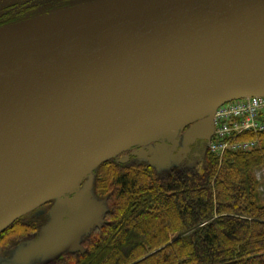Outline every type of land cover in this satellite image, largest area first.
<instances>
[{
    "label": "water",
    "instance_id": "obj_1",
    "mask_svg": "<svg viewBox=\"0 0 264 264\" xmlns=\"http://www.w3.org/2000/svg\"><path fill=\"white\" fill-rule=\"evenodd\" d=\"M251 94L264 0H88L1 25L0 233L136 143L195 120L210 138L215 108Z\"/></svg>",
    "mask_w": 264,
    "mask_h": 264
},
{
    "label": "trees",
    "instance_id": "obj_2",
    "mask_svg": "<svg viewBox=\"0 0 264 264\" xmlns=\"http://www.w3.org/2000/svg\"><path fill=\"white\" fill-rule=\"evenodd\" d=\"M262 167L264 150L219 157L208 141L194 143L167 173L133 158H111L92 172V187L113 201L106 221L84 250L48 264H264V201L256 176Z\"/></svg>",
    "mask_w": 264,
    "mask_h": 264
},
{
    "label": "rangeland",
    "instance_id": "obj_3",
    "mask_svg": "<svg viewBox=\"0 0 264 264\" xmlns=\"http://www.w3.org/2000/svg\"><path fill=\"white\" fill-rule=\"evenodd\" d=\"M84 1L88 0H0V25ZM242 103H248L247 99L229 100L217 107L216 116L219 117L224 111L236 110ZM208 123L213 125V119ZM205 134L206 129L201 120H195L181 127L174 141L159 138L147 143H136L113 158H133L135 162L152 165L158 173H167L186 160L193 144L201 140L197 137ZM87 182L85 178L74 192L52 198L22 215L21 223L32 225L24 231L25 228H21L22 224L19 223L15 229L0 236V264H48L69 252L84 250L87 238L106 221L108 211L113 209L109 194L103 196L96 187L87 193L82 192L87 188ZM260 191L264 201V180L261 181ZM84 201L92 206L94 220L81 213Z\"/></svg>",
    "mask_w": 264,
    "mask_h": 264
},
{
    "label": "built area",
    "instance_id": "obj_4",
    "mask_svg": "<svg viewBox=\"0 0 264 264\" xmlns=\"http://www.w3.org/2000/svg\"><path fill=\"white\" fill-rule=\"evenodd\" d=\"M241 98L247 99L248 103L240 104L236 110L224 111L219 117L216 108L212 116L209 149L219 157L229 151L264 150V96L254 94ZM245 134L251 136L242 138Z\"/></svg>",
    "mask_w": 264,
    "mask_h": 264
},
{
    "label": "flooded vegetation",
    "instance_id": "obj_5",
    "mask_svg": "<svg viewBox=\"0 0 264 264\" xmlns=\"http://www.w3.org/2000/svg\"><path fill=\"white\" fill-rule=\"evenodd\" d=\"M205 142V141H207V139H203V138H201V140L200 141H197L195 144H198L199 142Z\"/></svg>",
    "mask_w": 264,
    "mask_h": 264
},
{
    "label": "bare ground",
    "instance_id": "obj_6",
    "mask_svg": "<svg viewBox=\"0 0 264 264\" xmlns=\"http://www.w3.org/2000/svg\"><path fill=\"white\" fill-rule=\"evenodd\" d=\"M91 3H93V2H90V3H87V4H91ZM87 4H86V5H87ZM47 14H48V13H47ZM30 18H32V17H30Z\"/></svg>",
    "mask_w": 264,
    "mask_h": 264
}]
</instances>
